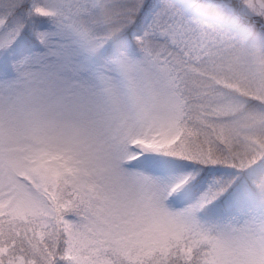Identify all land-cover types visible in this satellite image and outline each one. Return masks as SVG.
Listing matches in <instances>:
<instances>
[{"label":"snow or ice","instance_id":"obj_1","mask_svg":"<svg viewBox=\"0 0 264 264\" xmlns=\"http://www.w3.org/2000/svg\"><path fill=\"white\" fill-rule=\"evenodd\" d=\"M197 7L207 25L184 0H0V264H264V0ZM97 31L152 103L106 102Z\"/></svg>","mask_w":264,"mask_h":264},{"label":"rangeland","instance_id":"obj_2","mask_svg":"<svg viewBox=\"0 0 264 264\" xmlns=\"http://www.w3.org/2000/svg\"><path fill=\"white\" fill-rule=\"evenodd\" d=\"M70 5L82 4L85 2H91V0H67ZM184 2L192 6L191 19L193 21H199L205 25L209 23L208 19L204 18V14L196 6L203 5L208 0H184ZM71 13L74 19L78 23H83L80 19L79 10L75 7L71 9ZM103 28L104 26H99ZM103 31H97L95 36L86 37L95 47L93 48L94 54L97 55L96 71L100 86L103 90V96L106 102L116 111L125 112L128 109L129 101L136 94H140V106L152 103L151 95V83L148 78V74L140 66L129 51L121 48L108 47L104 48L103 44ZM100 37L101 39H97ZM209 44H213L210 38H207ZM201 69H197V74H201ZM214 70L209 68L203 70V79L207 80L211 77ZM228 83H232L235 87V82L227 81L224 86V90L231 92L234 90L227 86ZM242 91L238 93L241 96L242 101L247 99V96L257 95L256 89L258 85L255 82L241 81ZM250 111L247 105L240 111H229L226 113L225 118L229 120L243 121L247 112ZM248 195L251 208L254 210L255 221L257 224L264 222V182H261V176L256 177L255 183L249 182Z\"/></svg>","mask_w":264,"mask_h":264},{"label":"clouds","instance_id":"obj_3","mask_svg":"<svg viewBox=\"0 0 264 264\" xmlns=\"http://www.w3.org/2000/svg\"><path fill=\"white\" fill-rule=\"evenodd\" d=\"M129 103H131V104L134 105V106L139 107V106H140V103H141V101H140V94H139V93H136V94L132 97V99L129 101Z\"/></svg>","mask_w":264,"mask_h":264},{"label":"trees","instance_id":"obj_4","mask_svg":"<svg viewBox=\"0 0 264 264\" xmlns=\"http://www.w3.org/2000/svg\"><path fill=\"white\" fill-rule=\"evenodd\" d=\"M203 1V0H202ZM196 6H199L198 4Z\"/></svg>","mask_w":264,"mask_h":264}]
</instances>
